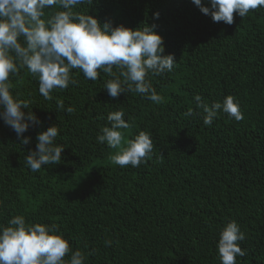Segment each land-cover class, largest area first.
<instances>
[{"label":"trees","instance_id":"1","mask_svg":"<svg viewBox=\"0 0 264 264\" xmlns=\"http://www.w3.org/2000/svg\"><path fill=\"white\" fill-rule=\"evenodd\" d=\"M80 10L112 27L155 24L164 55L178 64L150 77L160 103L132 91L111 98L102 72L91 81L73 69L77 83L51 100L27 68L10 76L13 94L30 101L40 123L23 145L0 119V225L16 215L56 225L85 264H221L220 232L235 220L246 252L237 264H264V7L234 13L232 25L213 22L192 0H92ZM197 94L209 106L236 97L244 118L221 111L205 125ZM117 110L131 124L125 142L140 131L153 139L138 167L114 164L117 150L97 141ZM54 125L62 160L33 172L25 157Z\"/></svg>","mask_w":264,"mask_h":264},{"label":"clouds","instance_id":"2","mask_svg":"<svg viewBox=\"0 0 264 264\" xmlns=\"http://www.w3.org/2000/svg\"><path fill=\"white\" fill-rule=\"evenodd\" d=\"M192 3L204 15H210L213 22L228 25L233 24L234 13L245 17L250 10L264 7V0H192ZM85 4L91 5L92 0H0V119L23 145L31 142V137L24 134L40 123L30 109V101L12 91L10 76L18 75L24 68L38 77L39 92L47 100L52 99L54 90L76 84L72 70L79 69L91 81H96L101 72L109 77L104 88L111 98L132 91L155 103L162 102L150 77L171 72L178 63L174 55H164V39L157 33L156 25L136 29L124 25L112 27L84 14L80 6ZM54 8L61 10L46 13ZM154 18L159 19V13ZM194 100L203 109L205 125L212 124L221 111L236 121L244 118L234 96L228 95L211 106L199 94ZM58 107H64L62 101ZM184 115L194 113L189 109ZM124 117L122 110L108 113L110 127L101 129L97 141L117 150L110 157L114 164L138 167L150 157L154 142L146 131L125 142L123 130L131 124ZM58 135L57 125L38 133L35 150L25 157L31 171L38 172L42 166L57 165L62 160L66 147L56 142ZM244 240L245 234L235 220L222 228L217 245L221 264H237V257L245 256L240 246ZM0 264H85V255L80 250L72 251L69 239L58 231V226L34 224L23 215H16L8 220L7 226L0 225Z\"/></svg>","mask_w":264,"mask_h":264}]
</instances>
